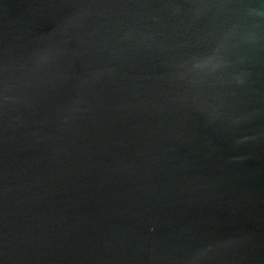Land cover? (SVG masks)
<instances>
[{
  "label": "water",
  "instance_id": "1",
  "mask_svg": "<svg viewBox=\"0 0 264 264\" xmlns=\"http://www.w3.org/2000/svg\"><path fill=\"white\" fill-rule=\"evenodd\" d=\"M0 264H264V0H0Z\"/></svg>",
  "mask_w": 264,
  "mask_h": 264
}]
</instances>
